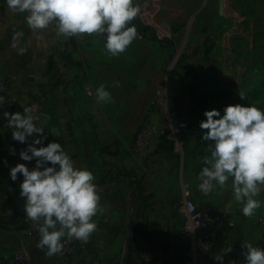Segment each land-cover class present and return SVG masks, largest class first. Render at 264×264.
I'll list each match as a JSON object with an SVG mask.
<instances>
[{
    "label": "crops",
    "instance_id": "0c3cea01",
    "mask_svg": "<svg viewBox=\"0 0 264 264\" xmlns=\"http://www.w3.org/2000/svg\"><path fill=\"white\" fill-rule=\"evenodd\" d=\"M26 14L11 11L6 0H0V76L15 102L10 112H22L23 106H31L45 129L43 143L46 145L52 140L61 143L77 166L93 172L94 183L115 177L128 181L131 172L140 179L139 210L127 264H184L183 217L175 206L176 190L172 185L176 183L171 181L176 165L174 154L156 143L149 147L144 163L135 160L132 154H104L96 162L88 160L83 153L89 148L84 136L93 134L91 124L98 133L97 144L101 149L112 143L110 139L100 137L109 128L99 127L98 120L104 118L102 105L115 102L121 95L117 80L118 55L112 56L101 46L98 33L64 37L57 35L54 23L45 29L32 30L26 23ZM15 31L23 32L16 48L12 46ZM18 47H24L26 51L20 53ZM131 51L127 47L119 55L129 56ZM101 84L111 93L109 102L96 100V88ZM32 139L30 136L24 143L13 140L8 121L0 118V218L26 215L24 198L19 194L23 176L18 173L17 180L13 181L9 171L18 162L29 168L35 165V158L23 161L19 156L20 150ZM12 149H15L14 154ZM99 203L103 210L93 217L97 228L88 241L73 238L78 247L74 257L83 264H121L129 205L118 192L101 196ZM225 228L216 231V254L223 255L222 264H243L245 242L264 247L256 239L242 236L244 228H232L230 232ZM22 239H0V250L7 242L10 250L24 253L21 262L16 260V252L12 256L0 254V264H62L56 254L49 256L45 249L37 247L35 235H26Z\"/></svg>",
    "mask_w": 264,
    "mask_h": 264
},
{
    "label": "rangeland",
    "instance_id": "374dc122",
    "mask_svg": "<svg viewBox=\"0 0 264 264\" xmlns=\"http://www.w3.org/2000/svg\"><path fill=\"white\" fill-rule=\"evenodd\" d=\"M134 2L140 5V12L129 23L136 25L138 35L128 46L131 54L116 59L121 95L115 102L102 105L104 118L98 120L99 127L109 128L100 137L112 143L101 149L91 124L93 134L84 136L89 147L84 156L99 162L104 154H132L136 160L132 149L138 132L149 126L152 137L148 154L151 144L156 143L176 158L171 173L176 198L186 185L192 199L222 207L227 220L235 223L225 229L244 228L242 236L264 246V185L255 197L261 206L252 216L243 215L231 178L225 187L217 185L208 194L198 188L203 156L211 143L202 139L207 129L199 127L206 119L204 110L215 107L223 114L225 105L235 103H254L264 109V0ZM100 42L105 47V36H100ZM240 92L245 95L243 99ZM25 220H29L26 215L0 218L9 225ZM22 238L0 232V239ZM7 244L0 254L12 256L16 252V260L23 261L24 253L10 250Z\"/></svg>",
    "mask_w": 264,
    "mask_h": 264
},
{
    "label": "clouds",
    "instance_id": "9594fccd",
    "mask_svg": "<svg viewBox=\"0 0 264 264\" xmlns=\"http://www.w3.org/2000/svg\"><path fill=\"white\" fill-rule=\"evenodd\" d=\"M6 4L13 12L27 13L25 20L32 30L54 23L57 35L64 37L105 34L104 46L112 56L124 52L138 35L136 25L129 23L140 12L134 0H6ZM22 36V31L13 33L14 48ZM18 51L26 49L18 47ZM240 96L245 97L243 92ZM111 99L103 84L96 88L97 102ZM2 116L12 129L13 140L24 143L33 137L19 156L23 161L35 158V165L29 168L18 162L9 175L13 181L18 173L23 176L19 194L24 198V213L36 222L40 236L37 247L52 256L62 249V238L87 242L97 228L93 217L103 210L93 172L77 166L58 141L43 143L45 129L31 106H23L22 112L5 111ZM204 116L206 119L199 123L201 129H207L202 139L211 143L203 156L198 188L208 194L217 185L225 187L231 178L243 215L252 216L261 206L255 197L264 185V109L254 103H235L225 105L223 114L215 107L205 109ZM11 151L15 153V149ZM243 247V264H264V247L251 242L243 243ZM215 258L222 264L223 255Z\"/></svg>",
    "mask_w": 264,
    "mask_h": 264
},
{
    "label": "built area",
    "instance_id": "2783aa9c",
    "mask_svg": "<svg viewBox=\"0 0 264 264\" xmlns=\"http://www.w3.org/2000/svg\"><path fill=\"white\" fill-rule=\"evenodd\" d=\"M98 34L105 36V34ZM14 106L15 102L9 94L6 83L0 76V118L4 122H7V119L2 116L3 112H10ZM151 137L152 130L149 126H143L139 130L132 149L138 162L148 156L146 148L150 143ZM175 206L183 217L181 239L184 244V264H221L215 258L217 256L216 231L222 230L226 226L234 227L235 223L227 220L226 213L219 204H199L193 200L186 185L183 187L181 196L175 201ZM35 238L39 242L40 236L38 233L35 234ZM62 242V249L56 253L62 264H83L74 257L75 245L73 239L62 238ZM16 257L18 258L19 256Z\"/></svg>",
    "mask_w": 264,
    "mask_h": 264
},
{
    "label": "water",
    "instance_id": "95a60500",
    "mask_svg": "<svg viewBox=\"0 0 264 264\" xmlns=\"http://www.w3.org/2000/svg\"><path fill=\"white\" fill-rule=\"evenodd\" d=\"M114 188H119L124 192V195L129 203V213L127 215V221L125 226L124 244L121 255V264H127L128 252L132 244L133 225L138 216L139 204L134 192L131 188L122 181H111L107 184H101L96 186V191L99 193L108 192ZM37 231L36 222L29 219L28 225L24 228H8L0 225V232L10 234L13 236H26L28 234ZM78 251V247H75L74 252Z\"/></svg>",
    "mask_w": 264,
    "mask_h": 264
},
{
    "label": "trees",
    "instance_id": "16d2710c",
    "mask_svg": "<svg viewBox=\"0 0 264 264\" xmlns=\"http://www.w3.org/2000/svg\"><path fill=\"white\" fill-rule=\"evenodd\" d=\"M134 175L135 174H133L132 172L129 173L128 176L130 177V180H128V181L123 179V178H120V177H115V178H112L111 180H108V181H105V179L102 178V179H99L95 184L97 186V185H101V184H107V183H109L111 181H122V182L126 183L131 188V190L134 192V194L136 196V199L138 201V204H139L140 203L139 191L141 190V188H140V179L135 178L136 176L134 177ZM113 192H118L120 198L122 200H124L126 202V204L129 205L128 200L126 199V197L124 195V192L122 190H120L119 188H114V189H112V190H110L108 192L99 193V196L101 197V196H103L105 194L113 193ZM28 222H29V220H25L24 222H22L19 225H9L7 223L0 222V225L8 227V228H24V227H26L28 225ZM36 233H38V231H36L34 233H31V234H28L27 236H29V235L32 236V235H35Z\"/></svg>",
    "mask_w": 264,
    "mask_h": 264
}]
</instances>
